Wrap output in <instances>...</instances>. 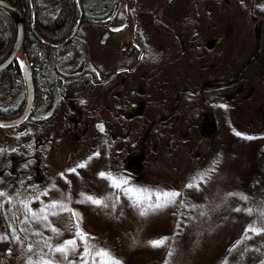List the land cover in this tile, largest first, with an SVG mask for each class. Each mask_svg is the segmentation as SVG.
<instances>
[{
	"label": "rangeland",
	"instance_id": "obj_1",
	"mask_svg": "<svg viewBox=\"0 0 264 264\" xmlns=\"http://www.w3.org/2000/svg\"><path fill=\"white\" fill-rule=\"evenodd\" d=\"M130 3L127 5L124 1L115 8V16L120 18L114 22L116 29L136 25L147 31H164L162 39L156 32L148 37V46H163L162 61L166 66L160 89L153 81L142 86L127 85L125 95L133 100L143 96L146 103L132 115L133 119L123 123L120 120L124 113H119L115 117L118 123L109 132L106 126L111 118L107 110L112 100L121 102L122 85L111 83L115 90L110 93H107L110 85L88 89L90 96L85 98L77 91L83 84L80 82L76 87L79 82L74 83L66 101L82 108V116L76 125H68L69 130L62 132L60 127L72 114L66 116L68 106L63 103L57 128L50 132L62 138L53 140L52 145L49 141H40L32 181L26 177L32 173L26 169L27 164L21 159L17 163L10 161L12 154L2 150L0 192L5 195L0 197V236L7 235V239L0 240V264H28L29 257L37 260L41 253L49 251L46 247L49 237L52 244L72 239L78 224L72 217L75 208L82 213L79 228L94 238L89 243L108 250L122 264H264V233L248 232L251 238L245 237L250 225L264 227V21H261L264 18L257 17L260 21L251 18L255 7L264 8V0L251 3L244 0H131ZM181 16H186L182 28L173 22ZM167 29H179L182 41L189 38L187 33L205 36L199 39L203 44L218 38L223 41L221 52H204L206 61L202 52H194L193 65L198 67L205 61V67L216 68L215 73L210 74L206 68L205 71L195 70L190 82L181 84L182 75H186L179 70V74L173 76L172 68L174 63L180 67L186 57H175L173 34ZM94 30L83 27L73 46L58 50L61 70L68 72L65 64L68 63L76 68H95L103 77L110 72L109 47L105 42L100 43L102 32ZM113 45L115 63L124 62L122 46L117 40ZM181 45L185 51L188 49L187 44L181 42ZM219 53L221 70L224 67L225 73L218 68ZM215 54L218 58L212 61ZM244 64V71L238 72ZM201 80H211L212 85L195 94ZM218 81L221 84H216ZM90 109L96 112L88 119L86 110ZM97 122L103 126V131L96 127ZM153 127H156L154 132ZM33 130L32 141L47 135L38 126ZM0 134V146L16 142L7 129H0ZM48 146L51 151L45 159L43 154L48 152ZM80 163L86 166L77 168ZM73 168L75 172L69 171ZM101 171L127 178L132 186L176 190L182 195L177 197L176 203L141 216L119 190L111 188L107 180L98 176ZM22 181L25 187L20 185ZM188 183L195 187H185ZM45 191L48 194L40 196L39 201L33 199ZM82 193L104 200L109 207L77 203L83 199ZM54 200L63 201L71 210L49 216L60 230L59 236L44 227L46 222L38 223L31 216L26 219L20 203L29 201L28 207L37 211L42 203ZM113 203L115 209L111 207ZM238 208L244 210L236 211ZM247 209L254 211L249 215ZM16 225L17 233L12 231V235L21 240L5 233V227ZM164 238H167L165 243L156 248L148 243ZM29 245L32 252L28 251ZM78 251H83V246ZM75 258L70 254L69 259ZM55 259L60 260V255L56 254ZM62 264L67 262L62 261Z\"/></svg>",
	"mask_w": 264,
	"mask_h": 264
},
{
	"label": "flooded vegetation",
	"instance_id": "obj_2",
	"mask_svg": "<svg viewBox=\"0 0 264 264\" xmlns=\"http://www.w3.org/2000/svg\"><path fill=\"white\" fill-rule=\"evenodd\" d=\"M5 1V0H4ZM31 3V11L34 8L35 2L36 5H39L40 3L43 5V13L45 10H48V3L47 0H29ZM84 1V0H83ZM92 4L94 5L95 11L99 12L97 7V4L99 1L101 3H104L105 5L102 6L104 9V13H101V17L98 19L97 25H91L88 22L86 23V20L83 19V13L81 9V2L80 0H76V3L79 8L78 13V21H80V24L75 27L72 34L76 33V36L78 37L83 32V27H87L90 30L95 29L94 31H100L101 34V40L100 43H106L109 53V69L110 72L106 76H101V73L98 70L94 69H82V66H79L78 68L72 67V64L69 65L66 64V68L68 70H61V63L57 60L55 62H52L50 60H46L40 63L42 66V69H36L35 66H33V63L26 64L23 61H19L18 57L20 52L18 53L16 59L5 69L0 70V121H12L14 119H18L25 111L26 103H27V89H26V83L23 76V67L25 66L31 76L32 84H33V100H32V106L29 110V113L26 115L24 120L20 122L19 124L13 125V126H5L0 125V129H7L10 134H13L15 137L16 142L15 143H9L6 146H0V154L2 150L5 153H10L12 156L9 157L10 161H16L18 162L19 159L21 161L25 162L27 164V168L30 172L26 176L28 181H32V175L34 174V161L36 158V152L40 148V141H49L51 142L53 140H59V138H62V136H53L50 135V132L57 127L55 125L57 124V117L58 112H61L64 107V104H67L65 106H68L67 109L64 108V110H67V115L70 114V117L67 119V123L65 122L64 126L60 127V130L64 132L65 130L68 131L69 129L66 128V126H72L76 125L78 122V119L82 116V111H84L82 108H76L72 103H67L66 97H69V91L73 90L76 82H81L84 86V88L88 87V89H94L97 88V86H108L111 83L121 84L122 89H120V98L122 102L116 103L117 100H112L111 108L107 112L110 113V122H108V125L106 126V130L111 132L114 125L118 123V120L115 118L116 116H119V113L122 114V123L126 120H130L131 113L129 112L128 108L130 106V101L132 98L130 95L127 94V88L126 86L129 84L139 85L142 86L143 83L148 81L155 82L158 87L161 85L162 82V75H163V67H165V63H163V46L162 44H158L157 46H148V37H150L153 33H157V35L162 39L164 31L161 33V30L158 29H149L148 31L145 29H141L138 26H132L129 29L124 28H115V21L119 20V15L115 16V8H118V5H114L112 3V0H90ZM127 5H130L131 0H125ZM12 5V4H11ZM136 12L138 11V7L136 6ZM1 9V8H0ZM5 11L10 19L12 20L11 14ZM178 12H175V14ZM98 18V17H97ZM186 16H181V19L174 18L173 22L176 24V26H180L182 28L183 24L185 23ZM261 18V17H260ZM34 20V17H32ZM136 19V18H135ZM258 19V18H256ZM264 21V20H261ZM13 23V20H12ZM130 24L132 25V20L130 21ZM14 26V24H13ZM125 26V25H124ZM24 30V26H23ZM32 30L35 32V29ZM169 32H171L172 40L174 41L173 48L176 50L174 53L175 57L182 59L181 56L186 57V61L182 60V65H177L174 63V67L172 68L173 76L174 73L179 74V70L181 73L185 74L186 76L181 77V84L189 83L191 78L190 75L195 70H204L205 68L207 72L210 74H214L216 68L214 66L211 67H205L204 62L206 61V57H204V52H209L210 50L215 52L220 51L221 52V42L220 39H212L211 41L208 40L205 44L200 42V38H203L205 36L200 37L199 33L195 36L190 35L187 33V36L189 38L185 39V41H182L180 37V30H173V29H167ZM160 34H159V33ZM14 34H15V28H14ZM158 36L156 37L158 39ZM112 37V39H111ZM110 39L112 42L110 43ZM117 40L120 45L122 46V52H123V58L124 62L116 61L115 63V54L116 50H114V42ZM224 40V39H223ZM13 41V40H12ZM183 42L188 49L185 51V47L181 45V42ZM218 44V45H217ZM11 46V45H10ZM152 47V48H151ZM183 48V50H182ZM10 49V48H9ZM9 51V50H8ZM7 51V53H8ZM21 51V49H20ZM200 51L203 53V59L205 60L203 63L200 62L198 67H195L193 65L194 59V52ZM7 53L0 57V62L4 59V57L7 55ZM147 53L155 54L157 56V59H155L154 62H148L146 59ZM219 60L221 59V54L219 53ZM201 57V55H200ZM209 57H212V55H209ZM216 57L218 58V55L215 54L213 56V60L215 61ZM122 58V57H121ZM223 60V58H222ZM192 62V63H191ZM218 68L221 72L224 71L225 68L223 67V70H221V60L218 61ZM214 64V63H213ZM19 65L20 67V77L17 76V69L14 68L15 66ZM14 66V67H13ZM71 68V69H70ZM98 69V68H97ZM75 71V74H72V72ZM148 72H151V75L148 76ZM68 73V74H67ZM71 73V75H70ZM149 77H153L152 80L149 79ZM198 77V75H197ZM174 78L178 79V76H175ZM180 79V77H179ZM200 79V78H197ZM104 80V81H103ZM50 81H53L51 84ZM211 83V80H201V84L199 88L195 91V94H198L200 90H203L206 88L208 84ZM78 84V83H76ZM82 86V87H83ZM80 87V89H82ZM35 89H37V94L35 92ZM160 89V87H159ZM185 89V88H183ZM107 93L113 92L115 90L114 86L110 85L107 87ZM114 94V93H113ZM177 93V97H178ZM4 98L8 99L7 102L4 103ZM144 98L143 96H140L139 99ZM64 103V104H63ZM108 105V104H107ZM69 109V110H68ZM206 109V108H205ZM86 116L88 119L93 118L95 116V109L86 110ZM106 111V110H105ZM136 112V111H135ZM114 113V114H112ZM38 116H41L38 117ZM86 124V123H85ZM100 123L97 122L96 127L99 126ZM126 124V123H124ZM123 125V124H122ZM38 126L42 128L44 132L47 133L44 137H37L34 141V127ZM68 126V127H69ZM156 131V130H154ZM9 134V135H10ZM2 134H0L1 136ZM50 135V136H48ZM31 140V141H30ZM49 144V145H50ZM49 151H51V146H48V152L43 154L44 158L46 159L49 156ZM38 163V162H37ZM15 164V163H14ZM45 166V164H44ZM21 186L25 187L23 185V181L20 183Z\"/></svg>",
	"mask_w": 264,
	"mask_h": 264
},
{
	"label": "trees",
	"instance_id": "obj_3",
	"mask_svg": "<svg viewBox=\"0 0 264 264\" xmlns=\"http://www.w3.org/2000/svg\"><path fill=\"white\" fill-rule=\"evenodd\" d=\"M5 1L18 8L23 18L24 39L18 57L19 61H23L26 64L33 63V66H35L36 69H42V66L40 65L41 62L46 60H50L52 62L57 61V53L59 52L58 50L61 49V47L73 46L74 43H76V41L78 40L76 33L72 34L75 27L80 24V21H78L77 19L79 8L76 0H47V2L49 1V9L45 10L44 13L43 5L41 3L39 5H36L37 3L35 2V6H33L35 14H33V10L31 11V3L29 0ZM124 1L125 0H112V3H114V5H118ZM253 1L254 0H244V2L250 3ZM80 2L83 19L86 20V23L88 22L91 25H97L98 19L102 15L101 13H104V9L102 8V6H104L105 4L99 1L96 7L98 8L99 12H96L94 8L95 4H92L90 0H80ZM255 8L256 9L253 10L251 14L252 20H258L256 19L257 17L264 18V8ZM32 17H34V20L32 19ZM32 27L33 29H35V32L32 30ZM13 38L14 26L12 20L5 11L0 9V57L4 56L7 53ZM146 58L148 62H154L155 59H157V56L155 54L148 53ZM14 68L17 69V76L20 77L19 65L15 66ZM244 69L245 64L238 69V72H243ZM50 83L52 84L53 81H50ZM79 84L80 83H78L76 87H78ZM216 84L221 83H219L218 81V83ZM82 86L83 85H81V87ZM37 91L38 90L35 89L36 94ZM77 91L81 92V97L88 98L90 96L88 95V87L84 88L83 86L82 90L79 88ZM169 96L171 95L169 94ZM116 103H118V101H116ZM145 103V98H141L138 100L132 99L130 101V119H133L132 115H134L135 111L140 109V106ZM153 128L154 129L152 132L156 130V127ZM137 129H139V127ZM16 228H18L17 225L13 228L7 226L5 227V233H9L12 237V231H14V233H17L15 230Z\"/></svg>",
	"mask_w": 264,
	"mask_h": 264
},
{
	"label": "snow or ice",
	"instance_id": "obj_4",
	"mask_svg": "<svg viewBox=\"0 0 264 264\" xmlns=\"http://www.w3.org/2000/svg\"><path fill=\"white\" fill-rule=\"evenodd\" d=\"M99 127L100 130L103 131V126L100 125ZM236 134L238 136L240 135V133L238 132ZM248 139H251V137H248ZM94 155L98 156L99 153H95ZM89 159H91V157ZM85 166V163H80L76 167L84 168ZM69 171L75 172L76 168L70 169ZM61 175H63V173ZM98 176L107 180L111 188L119 190V192L123 194L124 198L128 200L130 205L133 208L138 209L141 216H146L151 212H155L170 204L176 203L177 197H180L182 195L181 192L176 190H150L139 186H132L129 184L127 178H117L113 173L110 172L105 173L101 171L98 173ZM185 187L191 189L195 187V185L192 183H188L185 185ZM47 194V191L42 192L36 195L33 199L39 201L40 196H46ZM4 195L5 194L3 192H0V197H4ZM81 196L83 197V199L77 201V203H90L97 207H109V205L100 198H94L91 195L85 196L83 193L81 194ZM119 199L120 196L117 195L116 200L119 201ZM244 199H246V197H244ZM20 203L23 206V211L26 219L28 216H31L38 223L46 222L44 224L45 228H49L57 236L61 235L60 230L56 228L55 225L49 220V216H56L64 211H71L70 209H68L67 204H65L63 201L54 200L50 201L47 204L42 203V206L39 210L33 211L28 207V204L30 203L29 201H20ZM181 203H183V201H181ZM111 207L115 209L116 204L113 203ZM53 209H58V211H52ZM243 210L244 209L239 208L236 209V211ZM246 211L249 215H251L254 210L247 209ZM77 215V213L72 211L73 218H75ZM24 231L27 232L28 230L24 229ZM248 232H251L254 235H260L264 233V227L258 228L255 227V225H250L249 228L245 230V237L250 239L251 237L247 235ZM13 238L16 240H21V238L18 236H13ZM3 239H7V235L0 236V240ZM91 239L94 238L90 237L89 234L80 229L77 224L76 231L72 239L64 240L59 244H52L49 242L51 240V237H49L46 241V247L49 251L47 253H41L39 255V258L35 261H33L32 257H29L28 264H62V261H66L67 264H122V262L118 258L114 257L108 250L103 248L98 249L95 245L90 244L89 241ZM166 239L167 238L151 240L148 243L152 247L156 248L160 245H163ZM77 241L80 242L79 245L77 244ZM80 246H83V251H78V248ZM28 251H33L31 245L28 246ZM56 254L60 255V260L55 259ZM70 254L76 258L69 259Z\"/></svg>",
	"mask_w": 264,
	"mask_h": 264
},
{
	"label": "water",
	"instance_id": "obj_5",
	"mask_svg": "<svg viewBox=\"0 0 264 264\" xmlns=\"http://www.w3.org/2000/svg\"><path fill=\"white\" fill-rule=\"evenodd\" d=\"M0 8L6 10L11 14L15 28V34L10 49L7 55L4 57V59L0 62V70H3L7 68L16 59L18 53L20 52L24 39V30H23L22 14L18 8H16L15 6L11 5L10 3L4 0H0ZM22 70H23V76L27 89V103H26L25 111L18 119H14L12 121H0V125L13 126L19 124L24 120V118L29 113V110L32 106V100H33L32 79L28 69L25 66L23 67ZM73 211L78 214L75 217L76 218L75 220L79 224L80 220L82 219V213L80 212V210L76 208Z\"/></svg>",
	"mask_w": 264,
	"mask_h": 264
}]
</instances>
